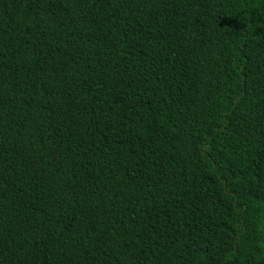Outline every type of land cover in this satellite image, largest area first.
Wrapping results in <instances>:
<instances>
[{"label":"trees","instance_id":"16d2710c","mask_svg":"<svg viewBox=\"0 0 264 264\" xmlns=\"http://www.w3.org/2000/svg\"><path fill=\"white\" fill-rule=\"evenodd\" d=\"M0 264H264V0H0Z\"/></svg>","mask_w":264,"mask_h":264}]
</instances>
